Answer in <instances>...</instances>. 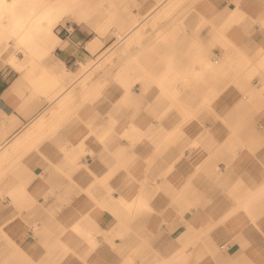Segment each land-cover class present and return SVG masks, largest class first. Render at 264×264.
Here are the masks:
<instances>
[{"label": "crops", "instance_id": "obj_1", "mask_svg": "<svg viewBox=\"0 0 264 264\" xmlns=\"http://www.w3.org/2000/svg\"><path fill=\"white\" fill-rule=\"evenodd\" d=\"M171 1L139 0L135 12L146 15ZM175 1L191 9V21H158L155 31L149 21L142 34L128 37L140 45L123 56L145 59L143 71L128 67L127 84L93 100L83 102L87 89L73 74L115 37L73 26L43 64L48 77L0 69V264H264L261 127L235 123L242 132L234 136L254 147L234 149L231 132L216 129V115L182 128L179 114L166 112L171 100L208 99L235 105L224 118H245L253 103L239 89L256 95L264 88L245 76L264 73V0ZM214 58L215 69L202 63ZM63 91L69 92L62 97ZM196 140L210 153L218 147L224 159L245 156L223 163L208 155L194 165L180 159ZM77 220L94 241L63 239Z\"/></svg>", "mask_w": 264, "mask_h": 264}, {"label": "rangeland", "instance_id": "obj_2", "mask_svg": "<svg viewBox=\"0 0 264 264\" xmlns=\"http://www.w3.org/2000/svg\"><path fill=\"white\" fill-rule=\"evenodd\" d=\"M44 0H36L31 2L32 5H38L39 2H43ZM37 2V3H36ZM113 2V3H112ZM27 0H25L21 5H28ZM114 5V7H117L119 11L121 12V16L119 18L122 19L123 22L129 21L133 16H141L142 13H139L138 10L135 12V8H140L141 4L139 0H94L92 3V7H95L91 10V12L88 13L90 18L99 17V14L103 10L102 8L105 5ZM176 1L172 0L169 4H167L163 9L157 11V14H155L153 17L151 15L150 20H147L148 22L145 24V27L147 28V25L149 21H153L152 29L155 31L157 28L156 23L158 21H191L189 20V15L191 14V9L187 10H181L177 8ZM169 5V6H168ZM3 11H8V9H3ZM18 11H24L25 8L17 9ZM150 13V12H149ZM147 13V14H149ZM146 14V15H147ZM65 18H61L57 24H55L53 31L60 37L59 30L62 25H70L74 26L75 28H88L90 31H92L91 36H95L96 34H99L100 36H105L107 40H111L113 37H115L112 41L109 42L108 46L104 49L102 53L99 54L98 57H89L86 61L81 62V68L77 72L76 75L73 76V80H77L80 77L81 85L83 88L87 89L82 92V100L83 102L93 100L96 97V93L101 94V92L105 91L107 87H111L112 85L116 84H123L120 80L121 75L124 73V71H127V68L135 65L138 70L143 71L144 68V61L145 59L139 58V57H124L123 54L127 53L126 50L130 48L129 46L132 45H140V43H134V41H127V39L122 38L119 36V33H122L125 35L128 29L131 28L130 26H127L125 24H120L122 22H119L117 17L109 18L107 21H100V25L98 27L95 26V24L91 23H81L78 24L76 22L77 20L75 17H78V14L76 11L69 10L67 11V14L65 15ZM145 16V14L143 15ZM11 17H3L0 19V21L6 22L10 21ZM155 21V22H154ZM261 32L264 34V21L262 23ZM145 29V28H144ZM169 34L175 35V31L169 32ZM61 38V37H60ZM49 39H52V36L49 37ZM26 47L22 44V42L19 41V39L15 36H12L9 31H6L3 36L0 37V55H2L1 59H6L10 54L16 55L18 58H25L27 54L29 56L32 54L28 52ZM92 53H96V50H92ZM53 53H47L43 56H36L35 54L32 55L33 60L38 61V63H34L32 70L27 68H17L13 64H6V66L11 67L17 72L22 71H30L33 74H40L42 72V75H46L47 77L50 75L44 74L43 66L40 65V63L44 64V62L49 58L50 55ZM215 59V58H214ZM212 59L214 62L215 60ZM166 60V59H165ZM218 60V59H217ZM147 63L153 64V62L159 63V59H146ZM172 60H168V64H171ZM145 63V64H147ZM165 64V63H164ZM215 64L219 66V63ZM221 64V63H220ZM124 75V74H123ZM150 77H154L156 75H148ZM247 79L251 80V83L256 88H262L264 86V73H248L245 75ZM59 78V77H58ZM123 78V77H122ZM142 81V79L140 80ZM126 87V86H125ZM91 88V89H90ZM107 90V89H106ZM79 90H77L78 93ZM128 92V91H127ZM240 92V98L245 101H250L252 104V109L249 111H243L242 116L245 118L232 122L228 120L227 118H224L222 115L227 114H233L235 111V105L231 106H224V105H210L209 100H203L200 105H192L188 103L187 100L184 101L183 104L178 105L175 100H171V103L169 107H167L166 112L169 113H178L180 117L179 127L187 126L190 122H192L194 119L199 118L202 114H214L217 117V121L214 123L216 126V129L222 128L226 129L231 132V134L234 136L235 134H238L242 131L235 130V123H239L241 125L250 126L252 128H259L264 133V122L258 121V117L264 116V88L257 93L256 95H252L249 93L245 88L239 89ZM248 95L247 98H244V95ZM220 94L217 93V97ZM246 121V122H245ZM244 122V123H243ZM248 122V124H247ZM203 124V122H201ZM261 124V125H260ZM205 125V123H204ZM206 130V127H205ZM232 144L235 145L234 149H252L251 144L246 142L245 138L234 136L231 139ZM253 145H255L253 143ZM252 146V147H251ZM186 149L193 154H190V152H187ZM254 149V148H253ZM203 150V151H201ZM212 149L207 148L203 142L200 141H194L192 144H190L188 147L185 148V151L182 153L180 159H184L185 161L191 162L194 164L201 163L204 158H206L208 155L212 156L215 161L217 162H233L237 160L236 158H239L240 156H245L241 153H231L230 155H227L229 158H222L223 154H219V148H215V153H210ZM256 150V149H254ZM196 152V153H195ZM189 153V155H188ZM195 153V154H194ZM198 153V154H197ZM252 156H255L254 154ZM264 173V171H263ZM218 189H223L222 186L217 187ZM200 205V204H199ZM194 206H197L195 204Z\"/></svg>", "mask_w": 264, "mask_h": 264}, {"label": "bare ground", "instance_id": "obj_3", "mask_svg": "<svg viewBox=\"0 0 264 264\" xmlns=\"http://www.w3.org/2000/svg\"><path fill=\"white\" fill-rule=\"evenodd\" d=\"M24 1L25 0H0V19L6 16L12 18L11 21L8 22L0 21V37L3 36L6 31H9V33L12 36L17 37L19 41L22 42V44L26 47L25 49L32 54L30 56L29 54H27L26 57L23 59L18 58L16 55L13 54H10L6 59L0 58V69L3 68L6 64L10 63L19 69L27 68L32 70L34 63H38V61L33 60V54H35L36 56H43L47 53H52L53 51H55L58 45L61 43V38L53 31V28L61 18L66 17L65 15L69 10L76 11V13L78 14V17H75V19L77 20L76 22H78V24L91 23L95 24L96 27L100 25V21H107V19L113 17L121 19L119 17L122 15L119 9H117V7H114V5L112 4L111 6L105 5L102 8L103 10L99 14V17L90 18L91 16H89L88 13L91 12L93 8H95L92 7V3L94 2V0H44L42 3L39 2L38 5L31 4V2L36 0H27V2L29 3H27L28 5L26 6L21 5V3H23ZM5 3H8L7 12L1 9V7ZM166 5L167 4L163 2L145 16H133L129 20L131 23V28L127 30L125 35L119 33V36L121 37L120 39H127L133 34H142L144 28H146L145 24L148 22L147 20H150L151 15L153 17L155 14H157V11L163 9ZM18 6L25 8V10H16ZM236 17L239 18L240 16L236 15ZM118 21H122V19ZM50 36H52V39H49ZM99 45V38L98 36H96L89 43V48L92 50H96ZM1 56L2 55H0V57ZM214 60L216 63L219 62V60L217 59ZM215 62L212 59L202 60V63L205 66L214 67V69L218 67ZM40 65L44 67L42 63H40ZM76 74H73V76ZM124 76L125 75L123 74L120 76L122 79L120 81L122 83L127 84V79L125 80ZM68 92L69 91H63L60 95L63 97ZM239 125L241 128L244 126L241 124ZM238 126L235 125L236 128ZM256 192V186L252 188L250 187L248 191L249 197L251 198V196L254 195ZM252 204H254L252 201H246L245 205L248 210H250L249 206ZM83 225L84 224L82 222L77 220L76 223L73 225V232H71L70 234H64L63 239L72 242H79L81 239H84L85 241L89 242L94 241V233L88 231Z\"/></svg>", "mask_w": 264, "mask_h": 264}, {"label": "built area", "instance_id": "obj_4", "mask_svg": "<svg viewBox=\"0 0 264 264\" xmlns=\"http://www.w3.org/2000/svg\"><path fill=\"white\" fill-rule=\"evenodd\" d=\"M68 33V35H70L72 32H73V27L70 26V25H62L60 30H59V33ZM0 100H1V97H0Z\"/></svg>", "mask_w": 264, "mask_h": 264}]
</instances>
